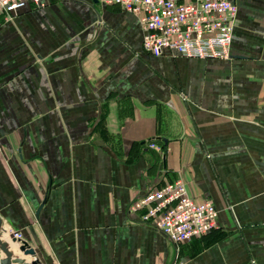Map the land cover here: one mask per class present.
I'll return each instance as SVG.
<instances>
[{"label": "crops", "instance_id": "1", "mask_svg": "<svg viewBox=\"0 0 264 264\" xmlns=\"http://www.w3.org/2000/svg\"><path fill=\"white\" fill-rule=\"evenodd\" d=\"M43 1L0 16L1 238L13 254L264 264V0H234L230 56L215 59L145 52L137 16L116 5ZM176 179L218 210L215 229L180 244L133 208Z\"/></svg>", "mask_w": 264, "mask_h": 264}, {"label": "built area", "instance_id": "2", "mask_svg": "<svg viewBox=\"0 0 264 264\" xmlns=\"http://www.w3.org/2000/svg\"><path fill=\"white\" fill-rule=\"evenodd\" d=\"M116 5L135 14L144 31L142 47L153 55L200 59L228 58L237 6L234 0H91ZM43 0H0V16L14 17L25 6L43 7ZM154 148V143H149ZM174 243L188 242L217 227L218 210L211 200L196 201L176 179L150 190L133 205ZM12 237L22 240L21 232Z\"/></svg>", "mask_w": 264, "mask_h": 264}, {"label": "water", "instance_id": "3", "mask_svg": "<svg viewBox=\"0 0 264 264\" xmlns=\"http://www.w3.org/2000/svg\"><path fill=\"white\" fill-rule=\"evenodd\" d=\"M1 231L2 221L0 219V264H34L33 261H28L24 257L14 255L13 251L9 248V243L6 240H2ZM12 241L15 242L17 239L13 237ZM19 249L23 254H34V249L24 240L20 242Z\"/></svg>", "mask_w": 264, "mask_h": 264}, {"label": "trees", "instance_id": "4", "mask_svg": "<svg viewBox=\"0 0 264 264\" xmlns=\"http://www.w3.org/2000/svg\"><path fill=\"white\" fill-rule=\"evenodd\" d=\"M210 232H211V231H210ZM210 232H209V233H210ZM209 233H207V234H205V235H203V236H201V237H198V238H202V237H204V236L208 235Z\"/></svg>", "mask_w": 264, "mask_h": 264}, {"label": "bare ground", "instance_id": "5", "mask_svg": "<svg viewBox=\"0 0 264 264\" xmlns=\"http://www.w3.org/2000/svg\"><path fill=\"white\" fill-rule=\"evenodd\" d=\"M20 250V249H19Z\"/></svg>", "mask_w": 264, "mask_h": 264}]
</instances>
